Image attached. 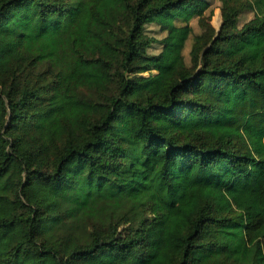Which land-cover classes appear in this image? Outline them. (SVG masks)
<instances>
[{
  "label": "trees",
  "instance_id": "1",
  "mask_svg": "<svg viewBox=\"0 0 264 264\" xmlns=\"http://www.w3.org/2000/svg\"><path fill=\"white\" fill-rule=\"evenodd\" d=\"M219 2L0 0V264H264V0Z\"/></svg>",
  "mask_w": 264,
  "mask_h": 264
},
{
  "label": "rangeland",
  "instance_id": "2",
  "mask_svg": "<svg viewBox=\"0 0 264 264\" xmlns=\"http://www.w3.org/2000/svg\"><path fill=\"white\" fill-rule=\"evenodd\" d=\"M208 2V7L204 11V13L205 15H208L210 12L212 13L210 24L217 29L221 21L219 9L220 2L219 0H208ZM251 16V13H245L240 18V24L248 20ZM177 25L182 26L184 24L178 22ZM188 27L190 28V36L182 50V54L187 61L189 60V49L192 41V36L200 32L197 18H192L188 23ZM145 29L150 36L156 39H160L164 35V33L161 32L158 29V26H156L155 24H147L145 25ZM149 52L155 53L157 51H155L154 49H150ZM147 74L148 72H146L144 75ZM245 182L246 189L236 193L235 205L238 207L253 205L255 209L264 206V169L261 171L260 178L259 176H257V174H254L253 177ZM1 232L3 234V238L0 240V258L5 256L6 244L12 237V233H8L7 229H3Z\"/></svg>",
  "mask_w": 264,
  "mask_h": 264
}]
</instances>
